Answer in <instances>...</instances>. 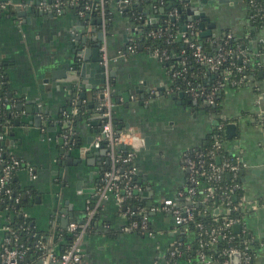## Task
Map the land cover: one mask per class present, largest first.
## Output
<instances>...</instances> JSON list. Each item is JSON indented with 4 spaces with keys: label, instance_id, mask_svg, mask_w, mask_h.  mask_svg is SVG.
<instances>
[{
    "label": "crops",
    "instance_id": "obj_1",
    "mask_svg": "<svg viewBox=\"0 0 264 264\" xmlns=\"http://www.w3.org/2000/svg\"><path fill=\"white\" fill-rule=\"evenodd\" d=\"M44 1L0 0L6 4L0 13V61L5 64L10 98L6 107L12 121L4 126L0 144L35 171L30 177L22 166L13 178L27 200L22 214L34 226L36 243L46 242L58 252L64 241L54 243L56 236L69 231L72 222L83 224L94 209L78 264H169V253L179 240L184 236L189 243L195 234L174 228L170 214L161 209L163 200L175 198L186 185L183 153L200 148L222 123L224 146L239 159L243 196L263 204L243 219L254 252L251 264H264V26L251 23L247 1L190 0L186 7L200 6L205 13V30L210 28L211 35L202 39H246L245 51L260 64L243 84L226 82L216 114L179 96L173 89L172 66L138 40L143 27L162 22L164 7L152 0L112 4L107 42L113 126L120 139L116 151L132 152L136 166L129 206H119L112 196L99 199L108 158L101 147L90 151L101 135L95 105L103 81L90 88L99 81L92 65L101 66L99 18L84 19L70 10L40 14ZM183 15L188 17L187 12ZM200 20L192 21L198 25ZM197 30L202 31L199 26ZM75 52H81L80 64L91 65L84 77L72 67ZM229 123L234 129L227 136ZM68 129L71 143L64 138ZM127 210L147 219L149 233L124 231L130 220ZM7 216L0 210V264ZM230 262L239 264L233 258ZM36 263L43 264L40 257Z\"/></svg>",
    "mask_w": 264,
    "mask_h": 264
},
{
    "label": "trees",
    "instance_id": "obj_2",
    "mask_svg": "<svg viewBox=\"0 0 264 264\" xmlns=\"http://www.w3.org/2000/svg\"><path fill=\"white\" fill-rule=\"evenodd\" d=\"M67 1V0H62ZM163 3L160 4L159 0H152V3L155 6L161 5L165 9V13L175 11L177 17L172 19L171 17H164L162 22L155 26H147L141 29V35L138 40L140 41L142 47L146 50L154 51L158 50L159 53H163L168 56L164 60V63L168 66H172V71L178 72V75L174 77L173 89L177 92H182L187 88L188 83L192 85H200L205 87L207 90L216 86L218 92L214 98V103L205 106V108L211 112V114H216L219 111V96L221 91L226 84V80L223 76L224 70H231L232 77L230 80H235L234 85L238 86L246 82V80L255 75L260 64L257 62L256 58L250 56L245 51L247 46V40H237L231 37L225 36L220 38V43L224 48V51L227 52L226 60L223 61L216 68L203 65L194 61L191 54V50L188 48L186 43H183L181 39L176 38L177 32L180 31L182 24L187 23L185 18H181L184 12L187 10V6L190 5V0H161ZM248 3V0H246ZM87 0H79L75 5H66L64 11L70 10L77 13L79 10H83L84 4ZM255 6L249 9V15L251 23L254 26L263 27L264 20L261 17V13H264V0H255ZM249 5V3H248ZM107 12V25L111 24L112 19V2L108 0L107 5L105 6ZM260 9V11H259ZM5 10V9H4ZM3 9H0V13ZM128 11V10H127ZM86 14H89L85 11L83 18ZM90 16H97L96 12L89 14ZM194 25H197L196 21L192 22ZM198 26V25H197ZM162 29V35L159 37H149L147 33L150 30ZM195 41H201L204 45L206 52L210 55H213L216 51L215 39L208 38L202 39L198 38L196 35L194 37ZM137 48V47H136ZM244 51L245 53H241ZM246 58L245 61L243 59ZM238 67H242L241 71H237ZM209 74V75H207ZM207 75V76H206ZM6 74H5V64L0 61V101L4 102V105L0 111V135L5 132L4 126L6 124L12 123L10 112L7 109V102L9 98V90L6 85ZM242 78V79H241ZM241 79V80H240ZM178 88V89H177ZM184 93V92H183ZM185 97L192 100L187 93H184ZM197 105H202L203 101L200 99L196 100ZM82 109L78 113L81 112ZM83 111V110H82ZM74 124L77 119V115L73 116ZM217 130L213 131L206 138V143L203 144L200 148L190 150L188 156L192 159L194 172L193 176L198 181V184L191 183L188 180L190 172L187 170V180L186 185L180 192L182 196L176 197L180 203L187 202L188 200H194L193 205L188 207L191 208L193 213V221H190L187 225L188 230L192 231L195 234V239L191 242H187L183 236L179 240L177 248H175V255L173 258L168 257L169 264H198L197 251L199 250L200 240L204 242L209 240L208 234L209 231L220 225L223 221L229 219H240L239 209L235 210L233 207L237 206L238 201L243 195L242 181L240 171L237 173V177L233 178L227 173H223L219 180L209 179L208 176L211 175V169L209 168V163L213 162L216 165H220L222 157L234 158L233 154L227 151L225 148L219 150V154L211 157L209 152L212 149V144L215 139ZM220 137L224 140L222 131L219 132ZM1 143V141H0ZM100 147L106 150L105 139L100 138ZM129 151L121 152L122 156H125ZM201 154V156H200ZM11 155L7 152L5 146L0 144V174L3 166L11 159ZM133 158V157H132ZM203 160V161H201ZM120 168L126 169L130 166V163L121 162ZM22 166H20L21 168ZM19 169V168H18ZM241 169V168H240ZM17 170V169H16ZM13 171L14 172L16 171ZM12 177L9 179L7 184L4 187H0V210H3L7 213V225L11 228L13 233H7L6 237L11 238V242L22 243L26 248L24 258L19 262V264H37V259L40 257V251L36 246V237L32 234L35 233V229L31 220L26 218L22 214V209L26 206L27 200H25L21 193V189L17 185V181ZM237 183L240 187L235 188L233 193L230 196V205L231 210L228 213H223L216 209L220 206V203L226 202L222 199V195L227 189ZM207 186H212L215 190V197H206L205 188ZM189 187L194 188V194L187 193ZM9 189V192L6 190ZM133 199L128 198L121 206H129ZM132 220H140L141 215L134 213L131 218ZM242 222V221H240ZM201 225V229L198 228L197 224ZM93 222H91L92 226ZM245 225L244 222L241 223ZM201 233V235H200ZM14 238H17L16 240ZM60 240H63L64 243L60 246L58 252L54 251L57 256H59L65 248L72 242L73 234L69 231H61L54 243H58ZM46 243V242H45ZM251 237L249 231H243L240 229L238 232H234L233 227L224 228L220 231V234L217 236L214 243L204 246L203 252L207 257L212 258L214 261H222L225 259L223 251L229 247H236L240 250H244L251 256V262L253 258V250L250 247Z\"/></svg>",
    "mask_w": 264,
    "mask_h": 264
},
{
    "label": "built area",
    "instance_id": "obj_3",
    "mask_svg": "<svg viewBox=\"0 0 264 264\" xmlns=\"http://www.w3.org/2000/svg\"><path fill=\"white\" fill-rule=\"evenodd\" d=\"M131 0H111L112 4L116 2L119 6L126 5ZM79 2V0H47L40 3V9L42 11H51L56 14H61L64 11L66 5H75ZM108 0H87L84 4L83 10L77 11L79 16H83L85 11L89 14L96 12L97 17L100 19V30L102 33L101 42L99 45L100 52V61L101 66L104 68V80L100 91L98 92V101L95 105V109L101 118V135L97 138L95 145L100 147V138L102 136L105 139L106 144V156L108 158V167L103 171L100 185L98 188V197L99 199H105L108 196H112L116 203L120 206L126 199L131 198L133 194V178L136 174V166L133 163V153L129 152L125 156H122L119 152L116 151V145L119 143V137L114 130L113 126V110H114V102L112 99V79L109 70V63L111 57L108 51V42H107V30L108 25L106 21L107 12L105 6L107 5ZM160 4L163 2L159 0ZM190 2V1H189ZM255 0H248L249 9L253 7ZM255 6V5H254ZM6 7V4H1L0 9ZM260 11V9H259ZM165 13V12H164ZM176 17L177 13L175 11L168 12L164 14V17ZM261 17L264 20V13H261ZM137 21H141V16H135ZM193 21H187V23L182 24L181 31L177 32L176 38L181 39L183 43H186L188 48L191 50V54L193 56L194 61L201 63L206 66H210L216 68L223 61L226 60L227 52L224 51L220 40H214L216 43V51L213 55H210L206 52L204 45L201 41H195L194 37L197 35V25L192 23ZM184 27V29L182 28ZM162 35V29L150 30L147 33L149 37H159ZM137 45L131 46V49H135ZM133 49V50H134ZM147 50V49H146ZM149 51L154 57H156L159 61L164 62L165 59L168 58L164 52L161 54L158 50ZM241 53H245L241 51ZM246 58L243 59L245 61ZM242 67H238L237 71H241ZM173 77L178 75V72H173ZM232 75L231 70H224L223 76L226 82L235 83V80H230ZM242 79V78H241ZM240 79V80H241ZM178 89V88H177ZM187 93L192 100L200 99L203 101V107L209 106L214 103V98L216 93L218 92V88L216 86L206 89L200 85H192L188 83L187 88L182 91ZM4 102L0 101V111ZM7 106V105H6ZM217 133L215 135V139L212 144V149L209 154L211 157L219 154V150L225 148L224 140L221 139L220 133L223 132V124H219L216 128ZM71 135L72 132L68 129V132L65 133L64 138L68 143H71ZM3 138V133L0 135V140ZM226 149V148H225ZM188 151H185L182 155V164L183 167L190 172V176L188 180L191 183L198 184V181L193 176L194 167L192 159L188 156ZM201 156V154H200ZM234 157V156H233ZM203 161V160H201ZM239 159L222 157L220 165H216L213 162L209 163V168L211 169V175L208 176L210 179L219 180L223 173H227L231 175L233 178L237 177V173L240 170ZM121 162L130 163V166L126 169L120 168ZM20 166L25 167L30 177H35V171L32 167L28 165H23V163L14 157L7 162L5 166L1 169L0 174V187H4L9 179L12 177L13 171L20 168ZM240 186L237 183L231 185L227 191H225L222 195V199L226 200V202L220 203V206L216 209L222 211L223 213H228L231 208L229 207L230 196L233 193L235 188H239ZM10 190L7 189L6 192ZM187 193L194 194V188L189 187L187 189ZM182 192L178 193V197L182 196ZM176 196V197H177ZM205 196L206 197H215V190L212 186H207L205 188ZM166 198L163 200V205L161 207L166 213L170 214L172 217V221L174 224V228L180 231H186L187 225L190 221H193V213L191 208L187 205H183L177 198ZM189 206L193 205L194 200H190ZM261 205L258 201H249L243 195L237 203V206L233 207L235 210L239 209L240 219H229L227 221H223L217 227L212 228L209 231L208 237L209 240L204 242V240H200L199 250L197 251L198 264H231L232 255H239V264H251V256L246 253L244 250H240L236 247H229L223 251V254L226 256L222 261H214L212 258L207 257L203 252L204 246L214 243L216 241L217 236L220 234V231L224 228L233 227L236 224L240 225V229L243 231L246 230V227L241 223L244 222V214L250 211L257 210ZM95 210L92 209L90 211L89 217L83 224H78L72 222L69 224V232L73 234L72 242L65 248L63 253L57 256L54 250L47 243H38L36 244L37 248L40 251V258L43 264H78L81 259V241L86 232L89 230V224L91 219L93 218ZM135 212L131 210H127V215L130 217L128 225L124 228V231H137L139 233H149V224L146 218L141 217L140 220H132V216ZM242 221V222H240ZM198 228L201 229V225L197 224ZM5 230L7 233H13L11 228L7 225L5 226ZM201 235V233H200ZM15 240L17 238H14ZM26 248L22 243H14L11 242L10 237H5L1 250V264H19V262L24 258ZM175 250V249H174ZM171 251L169 253V257L173 258L175 252Z\"/></svg>",
    "mask_w": 264,
    "mask_h": 264
},
{
    "label": "water",
    "instance_id": "obj_4",
    "mask_svg": "<svg viewBox=\"0 0 264 264\" xmlns=\"http://www.w3.org/2000/svg\"><path fill=\"white\" fill-rule=\"evenodd\" d=\"M202 1V0H201ZM199 8L200 6H190L187 8L186 12L188 14V17L186 15H182L181 18H185L187 21H192V20H197V19H201L199 22H198V26H199V29L202 30L200 33H197V36L198 38H203L205 36H209L211 35V31H210V28L205 30V27L206 25L204 24V20H208L206 17H205V13L203 11H199ZM164 9L163 8H160V11H163ZM39 13L40 14H43V11L39 10ZM91 16L89 14H86L84 19H89ZM172 19H175V17H173ZM98 22L100 21V19H97ZM207 27H210V25H207ZM211 27H213V24H211ZM184 29V27H182ZM76 53V52H75ZM77 58H75V63L72 65L73 69H75L76 73H77V70H78V74L81 76V77H84V73L88 72V67L91 66L90 64L89 65H84V64H80L78 58L81 57V52H77L76 53ZM100 60V59H99ZM67 67H69V65H66ZM94 67H96V71L99 72V74L97 75V77L99 78V81H95V82H91L92 85H90V88H95V84H98L99 82L102 83V81L104 80V68L100 65H97V64H94L92 65ZM76 78L77 75L75 74ZM103 78V79H102ZM89 86V85H87ZM179 96H184V93L183 92H180L179 93ZM190 101V100H188ZM192 103L196 104L197 102L195 100H192ZM234 129V125L233 124H227L226 125V129H225V133L227 136H229L231 134V131ZM100 147H93L91 146L90 147V151L93 152V151H97L99 150ZM103 153H106V150L103 149ZM84 221H81L80 223H83ZM233 230L235 232H238L240 230V225L239 224H236L233 226ZM233 259H237L239 260V255L238 254H233L231 256Z\"/></svg>",
    "mask_w": 264,
    "mask_h": 264
}]
</instances>
